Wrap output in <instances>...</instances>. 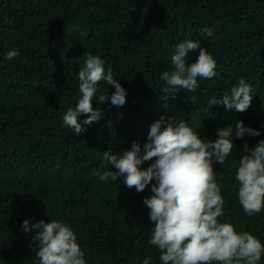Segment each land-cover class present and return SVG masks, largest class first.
Listing matches in <instances>:
<instances>
[{
  "label": "trees",
  "instance_id": "1",
  "mask_svg": "<svg viewBox=\"0 0 264 264\" xmlns=\"http://www.w3.org/2000/svg\"><path fill=\"white\" fill-rule=\"evenodd\" d=\"M185 39L201 41L217 74L191 92L165 91L160 75ZM12 49L20 54L6 60ZM84 53L105 60L127 97L122 107L94 98L102 118L77 135L62 116L77 103ZM241 78L256 93L246 111L213 104ZM100 85V94L114 91ZM161 116L188 121L202 139L215 140L217 129L237 120L262 130L236 139L214 170L223 219L264 242V211L244 213L234 179L244 144L264 139V0H0V264H32L23 221L51 218L72 226L88 264H142L145 257L160 264L142 203L151 185L137 193L120 178L102 182L96 171L110 168L104 151L122 155L133 142L143 145Z\"/></svg>",
  "mask_w": 264,
  "mask_h": 264
},
{
  "label": "clouds",
  "instance_id": "2",
  "mask_svg": "<svg viewBox=\"0 0 264 264\" xmlns=\"http://www.w3.org/2000/svg\"><path fill=\"white\" fill-rule=\"evenodd\" d=\"M204 36L211 37L212 32L205 30ZM197 51L195 61L189 63ZM19 54V49L9 50L5 59L13 60ZM84 55V64L77 73V103L62 116L64 126L77 135L102 118V110L94 107V98L102 105L110 102L111 106L122 107L127 97V90L114 79L118 75L114 76L111 67H105L104 59L91 53ZM171 65L170 71L160 75L165 91L183 88L191 92L199 86L198 80L217 74L215 58L199 39H185L174 45ZM101 81L114 91L100 94ZM255 94L251 83L241 78L230 93L215 99L213 104L244 112ZM82 116L85 118L80 119ZM246 134L259 137L262 130L237 120L235 127L226 124L217 129L215 140L202 139L188 121L161 116L150 125L143 145L133 142L122 155L103 152L102 159L110 168L96 171L102 182L120 178L137 193L151 185V195L142 203L153 224L147 243L159 252L160 264H260L264 242L248 231H238L223 219L225 200L214 170V164L223 165L232 154L234 141ZM234 179L244 213L251 217L264 211V139L252 148L244 144ZM22 229L32 234V264H88L69 223L52 218L50 222L41 219L31 223L26 219ZM142 264L153 261L145 257Z\"/></svg>",
  "mask_w": 264,
  "mask_h": 264
}]
</instances>
